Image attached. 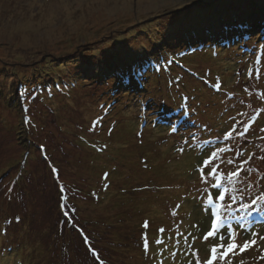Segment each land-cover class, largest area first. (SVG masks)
<instances>
[{
	"label": "rangeland",
	"instance_id": "rangeland-1",
	"mask_svg": "<svg viewBox=\"0 0 264 264\" xmlns=\"http://www.w3.org/2000/svg\"><path fill=\"white\" fill-rule=\"evenodd\" d=\"M257 22L264 0H0V176L13 165L0 179V264H188L178 232L208 224L190 194L200 143L222 138L229 116L247 121L244 167L258 169L254 184L264 175V37L241 35ZM217 78L220 91L205 83ZM193 250L207 258L200 240ZM260 251L233 264H264Z\"/></svg>",
	"mask_w": 264,
	"mask_h": 264
},
{
	"label": "snow or ice",
	"instance_id": "snow-or-ice-1",
	"mask_svg": "<svg viewBox=\"0 0 264 264\" xmlns=\"http://www.w3.org/2000/svg\"><path fill=\"white\" fill-rule=\"evenodd\" d=\"M209 75L210 73H205V76ZM236 75L240 77L243 73L238 72ZM248 75L249 77L253 76L252 69H249ZM179 79L177 77V81ZM205 83L210 84L216 91L221 90L219 78L214 83L209 80H205ZM244 91H248L247 87ZM226 95L231 98L233 93L229 92ZM239 115L246 114L240 113ZM228 119L231 123L223 131L222 138L217 136L215 139L204 140L200 143L203 155L192 166V174L198 173L199 182L192 185L190 194H193L199 202L201 211L207 216L208 224L200 236L191 231L186 234L178 232L187 246L183 255L193 258L188 260V264H233L235 257L252 249L260 250L261 242H264V235L255 230L261 226V214H264V190H261L264 185L259 182L264 180V175H261L255 184L250 181L252 172L258 171V169L249 168L246 170L244 165L250 164L254 153L249 154L246 160L243 159L245 145L239 143L240 140H245L247 143V135L251 125L247 121L237 120L233 116H229ZM25 123H30L29 118L26 117ZM171 131L173 133L177 131L175 123L171 126ZM259 131L264 133V127L260 128ZM259 139L264 140V135H261ZM197 142L198 138L195 135H190L183 140L182 146L177 151L183 155L186 147L191 148ZM221 144L225 146H220ZM40 150L41 152L45 151L43 145L40 146ZM45 159H47L46 156ZM259 159H264V157H259ZM222 164L230 165L232 168L225 172L221 167ZM50 167L53 176L59 180V168L55 165H50ZM245 171L248 174L243 176L242 173ZM59 188L61 193L65 192L64 185H60ZM11 191L12 189L9 188V196ZM61 200L66 201L67 197L61 195ZM64 206L61 205V207ZM176 207L180 208L181 205L178 204ZM65 214L67 215V213ZM171 215L177 216V211L173 210ZM142 227L148 229L150 227L149 222L144 221ZM179 227L180 225L177 224V229ZM190 227L198 229L200 225L194 223ZM158 231L164 233L166 229L161 227ZM242 234L248 238L241 241ZM141 239L143 250L145 254H148L150 243L147 235L142 234ZM197 240L205 244L208 250L206 259L202 260L198 255V250H193ZM157 243L162 244L163 241L158 240ZM179 243L177 240L176 244L179 245ZM90 251H93V255H97L93 249ZM178 251L179 249L171 253L173 258L177 256ZM257 259L264 260V251H260ZM160 264H163V260L160 261ZM239 264H245V261L241 259Z\"/></svg>",
	"mask_w": 264,
	"mask_h": 264
},
{
	"label": "trees",
	"instance_id": "trees-1",
	"mask_svg": "<svg viewBox=\"0 0 264 264\" xmlns=\"http://www.w3.org/2000/svg\"><path fill=\"white\" fill-rule=\"evenodd\" d=\"M235 27H231V31H234L235 29H234ZM262 29L263 28V31H264V23H262V24H254L252 27H249L248 29H246V30H244V31H256V30H258V29ZM221 31V30H218V29H209L208 31ZM223 31H225V29H223ZM25 108L26 107H24V106H22L21 107V110L24 112V110H25ZM39 149V148H38ZM38 151H40V150H38ZM10 161H8L7 163H5V165H6V170H5V172L4 173H2V175L0 176V179L4 176V175H6V173L7 172H9L10 170H12L13 169V165H11L12 164V162L11 163H9ZM13 162H15V160L13 161ZM19 162V161H18ZM9 163V164H8ZM8 166V167H7ZM13 180V182L12 183H10L9 185H7V189H9V188H11V189H13V186H15V181H14V178L12 179ZM17 181V180H16ZM64 221H66L65 222V224H67L66 225V227H65V230H67V231H65L64 233L65 234H69L71 237H70V239H68V240H72L73 239V237H78V234L76 233V231H79L78 230V226H77V224H75V225H73V222H71L70 223V217H67V219H65ZM69 223H70V226H69ZM62 224V223H61ZM67 228V229H66ZM72 231V232H71ZM79 235H81V232L79 233ZM82 236H83V234H82ZM76 237V238H77ZM78 239H79V237H78ZM80 240V239H79ZM82 242H80V244H81ZM87 256L88 255H86V259H87ZM76 262H78V259H77V261Z\"/></svg>",
	"mask_w": 264,
	"mask_h": 264
}]
</instances>
